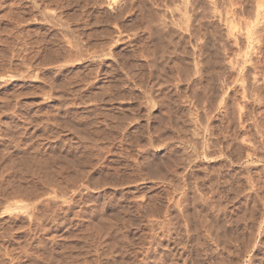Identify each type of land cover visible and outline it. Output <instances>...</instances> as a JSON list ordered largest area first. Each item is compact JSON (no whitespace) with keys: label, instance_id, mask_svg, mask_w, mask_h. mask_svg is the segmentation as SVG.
<instances>
[{"label":"rangeland","instance_id":"1","mask_svg":"<svg viewBox=\"0 0 264 264\" xmlns=\"http://www.w3.org/2000/svg\"><path fill=\"white\" fill-rule=\"evenodd\" d=\"M260 24L264 0H0V264H166L196 235L214 256V198L223 232L254 203L263 246L264 98L238 76L264 84Z\"/></svg>","mask_w":264,"mask_h":264},{"label":"bare ground","instance_id":"2","mask_svg":"<svg viewBox=\"0 0 264 264\" xmlns=\"http://www.w3.org/2000/svg\"><path fill=\"white\" fill-rule=\"evenodd\" d=\"M212 1V0H211ZM247 1V0H246ZM258 2L260 1V0H257ZM256 4H260V3H257L256 2ZM231 5V4H230ZM240 6V5H239ZM248 6H250L249 4H248ZM256 6V5H255ZM258 6V5H257ZM243 7V6H242ZM261 8V7H260ZM185 11V10H184ZM232 11V10H231ZM233 11H235L234 9H233ZM183 12V11H182ZM187 12V11H186ZM241 12V11H240ZM229 13V12H228ZM233 13V12H232ZM255 13V15H257L256 13V11L254 12ZM234 14V13H233ZM242 14V13H241ZM183 16H185L186 15V13L185 14H182ZM225 15V14H224ZM227 15V14H226ZM183 19H184V17H182ZM263 18V17H262ZM261 18V19H262ZM182 19V20H183ZM224 19V18H223ZM228 20L229 21H227V22H229L228 24H230L231 22H230V19L228 18ZM260 20V19H259ZM261 22H262V20H260ZM249 23V22H248ZM252 23V22H251ZM263 23V22H262ZM226 24V23H225ZM228 24H227V26H228ZM203 25V24H202ZM245 25V24H244ZM248 25V24H247ZM259 25V24H258ZM258 25H257V27H258ZM261 26H259L260 28H261V30H262V28L264 27V24H260ZM199 26V25H198ZM201 26V25H200ZM224 26H226V25H224ZM230 26H232V28H233V25H231L230 24ZM230 26H228V27H230ZM250 26V25H249ZM206 27H207V24H206ZM246 27V26H245ZM256 27V26H255ZM198 28H200V27H198ZM231 28V27H230ZM249 28V27H248ZM248 28L246 27V30H248ZM201 29V28H200ZM229 29V28H228ZM245 29V28H244ZM253 29H254V27H253ZM264 29V28H263ZM194 30V29H193ZM245 30V31H246ZM231 31V30H230ZM252 31V30H251ZM250 31V33H249V31H247V32H245L246 34L247 33H249L250 35L252 34L253 36L255 35L254 34V32H251ZM256 31L257 30H255V33H256ZM260 31V30H259ZM193 32V31H192ZM261 32H263V31H260V33ZM258 33V32H257ZM191 34V33H190ZM249 34H247L248 36H249ZM262 35H263V33H261ZM251 35V36H252ZM258 35H260V34H258ZM262 35H261V38L258 36V40H260V39H262ZM197 37V36H196ZM209 38H211V37H209ZM214 38V37H213ZM212 38V40H214ZM254 38H255V36H254ZM260 38V39H259ZM263 38H264V35H263ZM253 39V38H252ZM251 39V40H252ZM256 39H257V35H256ZM248 40V39H247ZM246 40V41H247ZM250 40V41H251ZM255 40V39H254ZM207 41H209V40H207ZM217 41V40H216ZM256 41V40H255ZM263 41V40H262ZM264 42V41H263ZM262 42V43H263ZM183 43V42H182ZM198 43V42H197ZM248 44V43H247ZM196 45V44H195ZM194 45V46H195ZM206 45V44H205ZM249 46H250V44H249ZM253 46V45H252ZM199 47H201V46H199ZM202 47H204V45L202 46ZM251 47V46H250ZM176 48V47H175ZM182 48V47H181ZM178 49V48H177ZM176 49V50H177ZM198 49V48H197ZM215 49H217V48H215ZM220 49V48H219ZM252 49V48H251ZM202 50H205L204 48L202 49ZM250 50V49H249ZM173 51V50H172ZM178 52V51H177ZM221 52V51H220ZM170 53V52H169ZM173 53V52H172ZM179 53V52H178ZM206 53V54H205ZM204 54H205V56L203 57L202 55H199V56H202V58H203V60L205 61V64L207 65V66H209V62L211 61V60H213V59H211L212 58V54H213V52L211 53V52H209V51H206ZM250 54V53H249ZM214 55V54H213ZM216 55V54H215ZM173 56V55H172ZM179 57V56H181V55H178L177 53H176V57ZM210 56V57H209ZM245 56H247V55H245ZM169 57V56H168ZM213 57H215V56H213ZM241 57V56H240ZM244 57V56H243ZM166 58V57H165ZM181 58V57H180ZM178 59L179 61H181L182 59ZM216 59V58H215ZM249 59H251V58H249ZM176 60V59H175ZM217 60V59H216ZM252 60V59H251ZM250 60V61H251ZM253 60H255V59H253ZM201 61V60H200ZM213 61H215V60H213ZM212 61V62H213ZM174 62V61H173ZM178 62V61H177ZM183 62V60L181 61V63ZM184 62H185V59H184ZM191 62H192V60H191ZM198 62V61H197ZM212 62H210V63H212ZM240 62V61H239ZM248 62V61H247ZM252 62V61H251ZM251 62H248V63H250L251 64ZM180 63V62H179ZM214 63V62H213ZM230 63V62H229ZM255 63V62H254ZM264 63V62H263ZM263 63H262V66H263ZM174 64V63H173ZM184 64V63H183ZM182 64V65H183ZM200 64V63H199ZM239 63H237V65H238ZM247 64V63H246ZM257 64V63H256ZM178 65V64H177ZM180 65V66H179ZM178 66L181 68V64H179ZM185 65V64H184ZM213 65V64H212ZM229 65V64H228ZM230 65H231V63H230ZM255 65V64H254ZM192 66V65H191ZM202 65H200V67H201ZM214 66V65H213ZM233 66H235V65H233ZM232 66V67H233ZM252 66V65H251ZM166 67V66H165ZM230 67V66H229ZM237 67V66H236ZM239 67V66H238ZM258 67V66H257ZM183 68V67H182ZM192 68H194V67H192ZM191 68V69H192ZM212 68H214V67H212L211 66V69ZM248 68H250V67H248ZM247 68V69H248ZM188 69H189V67H188ZM196 69V68H195ZM231 69V68H230ZM233 69H234V67H233ZM242 69H243V67H241L239 70H238V76H239V80H240V83H241V85L240 86H242V90H245V92L248 94V98L250 99V100H252V102H255L256 100H258V99H260V100H263V98H264V84H263V86L261 85V86H258V81H257V85H252V84H250L252 81H248V83L246 84V86H243L242 84H244L245 85V80H249V79H247V76H248V74L250 73L249 71H248V74L247 75H245V74H243L242 72H244V71H242ZM186 71V69H185V67H184V69H180L179 71ZM210 70V69H209ZM208 70V71H209ZM237 70V69H236ZM258 70V69H257ZM256 70V71H257ZM181 71V72H182ZM207 71V70H206ZM212 71H213V69H212ZM210 72V73H213V72ZM233 71V70H232ZM256 71H255V74H257L256 73ZM190 71H188V73H189ZM193 72V71H192ZM199 72V71H198ZM197 72V73H198ZM246 72V71H245ZM260 72H262V71H260ZM180 73V72H179ZM201 73V72H200ZM154 74V73H153ZM195 74V73H194ZM252 74H253V72H252ZM261 74V73H260ZM263 74V73H262ZM200 75H202V73L200 74ZM258 75V74H257ZM162 76V75H161ZM205 76V75H204ZM203 76V77H204ZM209 76H210V74H209ZM211 76H212V74H211ZM210 76V77H211ZM213 76H214V74H213ZM236 76V75H235ZM186 77V76H185ZM209 77V78H210ZM248 77H251V74L248 76ZM255 77H257V76H254V78ZM197 78V77H196ZM202 78V77H201ZM253 78V77H252ZM206 79H208V78H206ZM205 79V80H206ZM210 79H212V77L210 78ZM214 79H216V78H214ZM256 79V78H255ZM158 80V79H157ZM184 80H185V78H184ZM195 80V79H194ZM213 80V79H212ZM212 80H210V82L212 81ZM254 81V80H253ZM256 81V80H255ZM212 82H214V81H212ZM247 82V81H246ZM197 83V82H196ZM253 83V82H252ZM260 83V82H259ZM264 83V82H263ZM213 84V86L215 85L214 83H212ZM254 84V83H253ZM160 85V84H159ZM203 87H204V85H203ZM196 89V88H195ZM198 90V89H197ZM220 90V89H219ZM241 90V91H242ZM202 91V90H201ZM204 93H202V94H204V96L201 94V93H199V94H201L204 98H206L209 102H210V100H212V98H213V100H214V94H215V90L211 87V86H209V85H206V87L204 88ZM242 92H244V91H242ZM222 93V92H221ZM191 94V93H190ZM196 94V93H195ZM194 94V95H195ZM245 94V93H244ZM198 96L199 98H201L202 96ZM196 96V97H197ZM242 96V95H241ZM243 97V96H242ZM172 99V98H171ZM203 99V98H202ZM216 99V98H215ZM234 99V98H233ZM245 98L243 97V100H244ZM164 100V99H163ZM260 100H258V102L260 101ZM170 101V100H169ZM199 101H201L200 99H199ZM203 101H206V100H203ZM215 101V100H214ZM231 101V100H230ZM264 101V100H263ZM263 101H261L262 103H263ZM164 102H167V101H165L164 100ZM175 102V101H174ZM194 102V101H193ZM257 102V101H256ZM169 103V102H168ZM242 103V102H241ZM172 104V103H171ZM192 104H194V103H192ZM201 104V103H200ZM216 104V103H215ZM219 103H217L216 105H218ZM236 104V103H235ZM254 104V103H253ZM259 104V106H260V104L261 103H258ZM167 105V104H166ZM198 105H199V103H198ZM239 104H237L236 106L237 107H239L238 106ZM251 105H252V103H251ZM203 106V105H202ZM213 106H215V105H213ZM235 106V107H236ZM242 106V105H241ZM262 106V105H261ZM232 107V106H231ZM237 107L235 108V109H237ZM264 106H262V108H263ZM242 108V107H241ZM245 108L247 109V107L245 106ZM258 108V107H257ZM166 109V108H165ZM168 109V108H167ZM214 109H215V107H214ZM239 109V108H238ZM264 109V108H263ZM170 110V109H169ZM234 110V109H233ZM238 111V110H237ZM247 111V110H246ZM170 112V111H169ZM233 112H235V111H233ZM254 112V111H253ZM258 112V111H257ZM263 113V112H262ZM234 114V113H233ZM237 114V113H236ZM257 114V113H256ZM260 114V113H259ZM228 115V114H227ZM242 115V114H241ZM251 115V114H250ZM229 117V116H228ZM252 117V116H251ZM256 117V116H255ZM232 118V117H231ZM245 119V118H244ZM226 120V119H225ZM238 120V119H237ZM255 120V119H254ZM257 120V119H256ZM240 121H241V119H240ZM244 121V120H243ZM246 121H248V120H246ZM230 122H231V120H230ZM236 122V121H235ZM233 124H235V123H233ZM238 124V123H237ZM225 125V124H224ZM231 128V127H230ZM240 128V127H239ZM251 128V127H250ZM253 128V127H252ZM237 129V128H236ZM262 130V129H261ZM254 131V130H253ZM257 131V130H256ZM244 132V131H243ZM242 132V133H243ZM249 132V131H248ZM235 134V133H234ZM248 134V133H247ZM250 134V133H249ZM251 134H253V133H251ZM237 135V134H236ZM254 135H255V133H254ZM259 136V135H258ZM226 137V136H225ZM244 137H247V136H244ZM249 137H251V136H249ZM257 137V136H256ZM264 138V137H263ZM227 139V138H226ZM240 139H243L242 137L240 138ZM234 141V140H233ZM243 141V140H242ZM254 141H256V140H254ZM263 141V140H262ZM261 141V142H262ZM237 142V141H236ZM259 142V141H258ZM241 143V142H240ZM248 143V142H247ZM246 143V144H247ZM255 143H257V142H255ZM263 143V142H262ZM227 145V144H226ZM247 145H249L250 146V144L248 143ZM252 146V145H251ZM254 146H257V145H254ZM223 147V146H222ZM221 147V148H222ZM243 147V146H242ZM248 148V147H247ZM258 148V147H257ZM234 149V148H233ZM243 149V148H242ZM220 150V149H219ZM218 150V151H219ZM230 150V149H229ZM253 150H254V148H253ZM257 150V149H256ZM232 151V150H231ZM250 151H251V148H250ZM236 152V151H235ZM252 152V151H251ZM259 152H261L260 150H259ZM244 153V152H243ZM233 154V153H232ZM236 155L238 154L237 152L235 153ZM244 154H246V152L244 153ZM250 154V153H249ZM249 154H247V155H249ZM256 154H258V153H256ZM239 155V154H238ZM241 155V154H240ZM252 155H254V154H252ZM263 155V154H262ZM206 156V155H205ZM206 157H208V156H206ZM241 157V156H240ZM240 157H238V158H240ZM246 157V156H245ZM262 157V156H261ZM263 158V157H262ZM237 160V159H236ZM238 161V160H237ZM160 170V169H159ZM220 171V170H219ZM262 172V171H261ZM157 173H158V171H157ZM226 175V174H225ZM226 177V176H225ZM219 177H217V180H222V179H218ZM258 178V177H257ZM263 178V177H262ZM214 179V178H213ZM216 180V181H217ZM262 180V179H261ZM261 180H259V182H262ZM214 181V180H213ZM216 181H215V184H216ZM224 181V180H223ZM219 182V181H218ZM225 183H226V181H224ZM228 182V181H227ZM237 182H239V180L237 181ZM214 184V185H215ZM221 184V183H220ZM257 184H259V183H257ZM256 184V185H257ZM263 184H264V182H263ZM213 185V186H214ZM217 185V184H216ZM227 185H229V184H227ZM232 185V184H231ZM239 185H240V182H239ZM233 187H235L236 188V186H234V185H232ZM253 186V185H252ZM260 186V184L259 185H257L256 187H259ZM238 187H240V189H241V187L242 186H238ZM264 187V186H263ZM260 188H262V184H261V186L259 187V189H257V190H261ZM225 189H227L225 192L227 193V194H229L228 193V188H225ZM215 190H217V189H215ZM214 190V191H215ZM239 190V189H238ZM255 190V189H254ZM254 190L252 191L253 193H254ZM224 191V190H223ZM256 191V190H255ZM189 192V191H188ZM239 192V191H238ZM240 192H242L241 190H240ZM224 194V197H225V195H227V194ZM232 193V191L230 192V194ZM234 193L235 194H233V196H234V198L232 197V195L230 196H226V198L228 199V202L229 201H232V200H234V199H237V195H239V194H237L236 195V193L237 192H235V190H234ZM223 194V193H222ZM264 194V193H263ZM255 195V194H254ZM253 195V196H254ZM257 195V194H256ZM240 196V195H239ZM238 196V197H239ZM251 197H252V195H250ZM250 196H247V197H250ZM264 196V195H263ZM236 197V198H235ZM246 197V196H245ZM255 197V196H254ZM254 197H252V200L254 199ZM184 198V197H183ZM213 199V198H212ZM221 199H223L222 197H221ZM251 199V198H250ZM256 199V198H255ZM187 200V199H186ZM213 200H215V201H212V200H210V202H211V206H208V208L210 207V209H212L213 211H214V213H212V215H213V217L212 218H214V216H215V218H217L216 216H217V214L220 216V214H221V212L220 213H217L216 214V212L219 210L220 211V209H218L217 208V204H216V202L218 201L219 202V198H218V200H216L215 198L213 199ZM224 200V199H223ZM249 200V199H248ZM247 200V201H248ZM252 200H249L250 202L252 201ZM259 200V199H258ZM183 201H184V199H183ZM206 201V200H205ZM224 201H226V200H224ZM235 201V200H234ZM238 201V200H237ZM254 201V200H253ZM257 201V200H256ZM255 201V203H257ZM174 202V201H173ZM193 202H194V198H193ZM207 202H208V200H207ZM227 202V201H226ZM227 202V203H228ZM233 202V201H232ZM232 202H230V203H232ZM236 202V201H235ZM176 204H178V202L176 201L175 202ZM174 203V204H175ZM220 203V202H219ZM246 203V202H245ZM208 204V203H207ZM248 204V203H247ZM247 204H245V205H243V206H246ZM258 204V203H257ZM256 204V205H257ZM261 204V203H260ZM225 205H226V203H225ZM224 205V206H225ZM259 205V204H258ZM174 206H176V205H174ZM254 207H257V206H254V203H252V205H251V203L248 205V207H244V208H242V209H246V210H244V211H242V210H240L241 208H237V211L235 212L236 214L234 215V218L233 219H231V217H233V216H227V217H230V224H228V225H233L232 226V228H231V231L229 232V231H226L225 230V232H223V230H222V228H220L221 230H222V232H223V234H225V235H223L222 233V236H221V238L222 239H219V237L217 236V230H219V228L217 229V227L219 226V224H217L218 222H217V220L216 219H212V218H210L209 220H210V226L208 227V229L205 227L204 229H206L205 231H206V233H208L207 235H209V237L208 238H213V241H214V238H216L217 240H215V242L217 243L216 244V253L215 252H213V251H210L211 253H213V255L214 256H210L209 254L208 255H206V254H204V252L202 251V253L204 254V255H202L201 254V248L200 247H202V249H203V245L205 244H203V242L201 243V241H203L204 239H202L201 241L200 240H197L198 238H197V235H196V240L195 241H198V243H196V242H194V240H193V242L194 243H196L195 245H194V253H195V256H193V258L191 259V257L190 256H187L186 255V253L188 252L187 250H185V249H180V248H177L176 247V245H174V246H170L169 248V253H170V255H167L166 256V254H165V257H166V264H239V263H241L240 261L243 259L242 257H243V254L244 253H246L247 254V252H245L246 251V249H247V251H248V249H250L251 247H252V250L253 249H256L257 251H255V254L253 255V256H251L250 258H251V260L249 261L250 263L249 264H264V244H263V246L260 244V245H258L257 247H255L254 245H250L251 243H252V239L254 238V235L253 236H251L253 233H254V230H255V228L254 227H252L253 225L251 224V221L250 222H248L249 221V219H247L248 221V223H250V224H247L246 225V223H245V221H246V217H247V215L249 214H254V213H252V211L254 210ZM220 208V207H219ZM225 208H226V206H225ZM221 210H224L225 211V209L224 208H222ZM238 210H240V211H238ZM255 210H257V209H255ZM185 211V210H184ZM204 211V210H203ZM246 211L248 212V213H246ZM180 212V211H179ZM212 212V211H211ZM180 213H182V212H180ZM185 213V212H184ZM233 214H234V212H232ZM231 213V214H232ZM169 214V213H168ZM216 214V215H215ZM225 213H222V216L221 217H223V215H224ZM228 214V213H227ZM230 214V213H229ZM167 215V214H166ZM166 215H165V217H166ZM187 215V214H186ZM226 215V214H225ZM248 215V216H249ZM250 215V217H251V219H253L252 218V216ZM169 216V215H168ZM182 216H183V213H182ZM188 216V215H187ZM187 216H186V218H187ZM201 216V215H200ZM209 217V216H208ZM226 217V218H227ZM167 218V217H166ZM171 218V217H170ZM183 218H184V216H183ZM201 218V217H200ZM224 218V217H223ZM168 219V218H167ZM167 219H163V220H165V222H166V220ZM172 219V218H171ZM181 219V218H180ZM188 219V218H187ZM217 219H221V218H217ZM225 219V218H224ZM228 219V218H227ZM250 219V220H251ZM169 221H170V219H168ZM189 220V219H188ZM208 220V221H209ZM222 220V219H221ZM168 221V223H171V222H169ZM171 221H173V219L171 220ZM176 221H178V220H176ZM182 221V220H181ZM184 221V220H183ZM242 221L244 222L243 223V227L241 226V224L240 223H242ZM164 222V221H163ZM223 222H224V220H223ZM226 222V221H225ZM254 222V221H253ZM167 223V222H166ZM180 223V222H179ZM183 223L184 222H182V225H183ZM188 223H189V221H188ZM228 223V222H227ZM255 223V222H254ZM177 224V223H176ZM176 224H174V226L176 225ZM207 225H208V222L206 223ZM225 224V223H224ZM165 225V224H164ZM163 225V226H164ZM220 225H222L221 223H220ZM227 225V226H228ZM248 225H252L250 228H248ZM166 226L167 227H169L168 226V224H166L165 225V228H166ZM172 226V225H171ZM177 226H181V224L180 225H176V227ZM185 226V225H184ZM223 226V225H222ZM226 226V227H227ZM245 226V227H244ZM255 226H256V224H255ZM258 226H260V225H257V227ZM175 227V228H176ZM229 227V226H228ZM169 229V228H168ZM167 229V230H168ZM173 229V228H172ZM177 229V228H176ZM179 229V228H178ZM249 230V232L246 234V235H244L245 233L244 232H246L245 230ZM167 230L165 231L166 233H167ZM181 230V229H180ZM260 230V227H258V228H256V231H255V233L256 232H258ZM171 231V230H170ZM173 232H170V238H174V241L177 239V237L179 238V235H177L176 233L178 232V231H176L175 229L174 230H172ZM204 231V230H203ZM169 232V231H168ZM227 232V233H226ZM205 235H206V233L205 232H203ZM220 233V232H219ZM254 233V234H255ZM264 233V232H263ZM168 234L169 233H167L166 235L168 236ZM180 234V233H179ZM198 234V233H197ZM203 234V235H204ZM229 234V235H228ZM234 234V235H233ZM258 234V233H257ZM182 235V234H181ZM201 235V234H200ZM243 235L245 236V237H243ZM247 235L249 236L248 238H247ZM260 235H262V233L260 234ZM166 236V237H167ZM202 236V235H201ZM255 236H257V235H255ZM206 237V236H205ZM253 237V238H252ZM260 237V236H259ZM263 237H264V235H263ZM167 238H169V237H167ZM200 238V237H199ZM202 238V237H201ZM262 238V237H261ZM206 240H207V238H205ZM219 239V240H218ZM192 240V239H191ZM179 241V240H178ZM207 241H209V240H207ZM254 241V240H253ZM258 241H260V240H258ZM211 242V240L208 242V243H210ZM261 242V241H260ZM255 243V242H254ZM258 243V242H257ZM261 243H263V242H261ZM201 244H203V245H201ZM213 244V243H212ZM253 244V243H252ZM259 244V243H258ZM213 245H215V244H213ZM191 246H192V244H191ZM249 246H251V247H249ZM214 247V246H213ZM212 247V248H213ZM215 247H214V249H215ZM249 247V248H248ZM191 248V247H190ZM211 248V249H212ZM210 249V250H211ZM213 249V250H214ZM189 251H190V249H189ZM206 251H208V250H206ZM205 251V252H206ZM208 253V252H207ZM188 255H189V253H187ZM251 254H253V253H251ZM190 255H192V254H190ZM194 255V254H193ZM242 256V257H241ZM164 257V258H165ZM189 257V258H188ZM242 259H241V258ZM249 257V256H248ZM163 258V259H164ZM250 258H248V260L250 259ZM241 259V260H240ZM244 259H246V258H244ZM239 260V261H238ZM237 261H238V263H237ZM247 263V262H246Z\"/></svg>","mask_w":264,"mask_h":264}]
</instances>
